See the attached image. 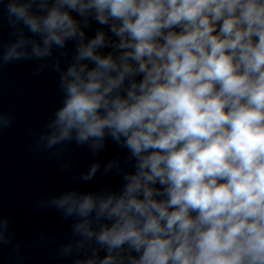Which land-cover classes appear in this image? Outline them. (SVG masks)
<instances>
[{
	"label": "clouds",
	"instance_id": "clouds-1",
	"mask_svg": "<svg viewBox=\"0 0 264 264\" xmlns=\"http://www.w3.org/2000/svg\"><path fill=\"white\" fill-rule=\"evenodd\" d=\"M6 10L15 40L2 62L59 73L62 101L36 148L127 150L118 191L46 202L95 238L98 264H264V0H7ZM7 228L0 220V243ZM97 251L76 264H97Z\"/></svg>",
	"mask_w": 264,
	"mask_h": 264
}]
</instances>
